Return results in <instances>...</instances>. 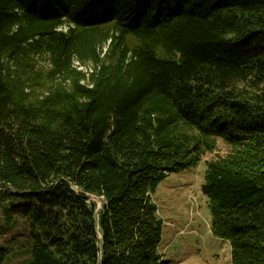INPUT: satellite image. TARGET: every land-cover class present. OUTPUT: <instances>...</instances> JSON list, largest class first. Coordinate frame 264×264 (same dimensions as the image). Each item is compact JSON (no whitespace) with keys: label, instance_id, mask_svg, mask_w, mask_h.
<instances>
[{"label":"trees","instance_id":"obj_1","mask_svg":"<svg viewBox=\"0 0 264 264\" xmlns=\"http://www.w3.org/2000/svg\"><path fill=\"white\" fill-rule=\"evenodd\" d=\"M217 137L211 232L264 264V0H0V198L41 229L29 264H168L152 195Z\"/></svg>","mask_w":264,"mask_h":264},{"label":"rangeland","instance_id":"obj_2","mask_svg":"<svg viewBox=\"0 0 264 264\" xmlns=\"http://www.w3.org/2000/svg\"><path fill=\"white\" fill-rule=\"evenodd\" d=\"M231 151L232 146L217 137L213 154L205 153L199 164L170 173L153 193L163 221L159 251L168 264H232L230 243L211 232L209 200L202 192L207 160ZM23 202L16 196L0 198V247L6 251L0 264H29L32 260V246L41 229L31 217L12 210L11 206Z\"/></svg>","mask_w":264,"mask_h":264},{"label":"built area","instance_id":"obj_3","mask_svg":"<svg viewBox=\"0 0 264 264\" xmlns=\"http://www.w3.org/2000/svg\"><path fill=\"white\" fill-rule=\"evenodd\" d=\"M77 64H78V62H77ZM79 65V64H78ZM80 68H82L81 66H80Z\"/></svg>","mask_w":264,"mask_h":264}]
</instances>
